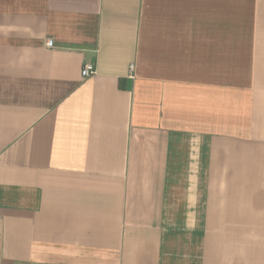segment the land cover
<instances>
[{
  "label": "crops",
  "instance_id": "crops-1",
  "mask_svg": "<svg viewBox=\"0 0 264 264\" xmlns=\"http://www.w3.org/2000/svg\"><path fill=\"white\" fill-rule=\"evenodd\" d=\"M0 264H264V0H0Z\"/></svg>",
  "mask_w": 264,
  "mask_h": 264
},
{
  "label": "built area",
  "instance_id": "built-area-1",
  "mask_svg": "<svg viewBox=\"0 0 264 264\" xmlns=\"http://www.w3.org/2000/svg\"><path fill=\"white\" fill-rule=\"evenodd\" d=\"M48 47L52 48L54 45L53 40H49L47 43ZM83 78H91L96 75V67L93 63H87L82 69L81 72Z\"/></svg>",
  "mask_w": 264,
  "mask_h": 264
}]
</instances>
